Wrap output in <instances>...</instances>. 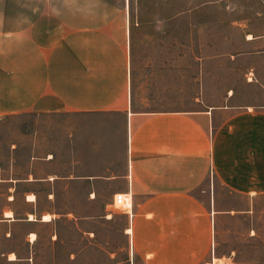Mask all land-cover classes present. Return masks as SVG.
I'll list each match as a JSON object with an SVG mask.
<instances>
[{"label": "crops", "instance_id": "obj_1", "mask_svg": "<svg viewBox=\"0 0 264 264\" xmlns=\"http://www.w3.org/2000/svg\"><path fill=\"white\" fill-rule=\"evenodd\" d=\"M106 3L116 11L90 21L56 16L38 0H0V116L119 113L123 127L116 167L106 154L99 171V140L109 137L87 130L74 135L84 142L71 163L51 150L30 155L23 176H1L0 166V257L42 264L39 252L61 251L60 264H97L99 253L109 262L124 251L125 264L235 263L240 249L225 243V222L251 219L264 194V102L137 108L143 26L130 20L127 0ZM211 173L247 205L217 208ZM116 193L129 209H111ZM85 204L103 207L75 206ZM117 215L122 244L114 247L97 223ZM254 235L250 227L246 236Z\"/></svg>", "mask_w": 264, "mask_h": 264}, {"label": "rangeland", "instance_id": "obj_2", "mask_svg": "<svg viewBox=\"0 0 264 264\" xmlns=\"http://www.w3.org/2000/svg\"><path fill=\"white\" fill-rule=\"evenodd\" d=\"M127 3L130 20L143 26L138 49L147 64L140 78L137 108L185 109L229 101L249 105L264 102V0H127ZM248 35L257 39L248 41ZM85 130L109 137L99 140L102 156L97 160L99 171L106 163V154L111 167L121 163L123 127L119 113L0 116L1 176L10 172L14 176L25 175L30 155L51 150L61 154L62 162L71 163L76 143L80 146L84 142L80 139L75 142L74 135ZM209 186L216 189L219 209H236L248 203L247 198L224 188L212 173ZM75 206L82 213L101 212L103 207ZM120 208L111 207L115 211ZM251 210V219L241 217L225 222L229 229L225 243L240 249L232 254L235 263L227 260L231 264H264V194L256 198ZM121 224L119 215L97 223L101 232L111 233L109 245L122 244ZM250 227L256 232L251 238L246 236ZM38 255L42 264L64 263L65 253L61 251ZM124 256L125 252L119 251L106 262V254L99 253L96 263L125 264L121 262ZM83 259L89 261L87 255ZM0 261L4 264L3 257Z\"/></svg>", "mask_w": 264, "mask_h": 264}, {"label": "clouds", "instance_id": "obj_3", "mask_svg": "<svg viewBox=\"0 0 264 264\" xmlns=\"http://www.w3.org/2000/svg\"><path fill=\"white\" fill-rule=\"evenodd\" d=\"M38 3L50 8L56 16L71 15L90 21L107 20L116 11L114 7L109 10L106 0H38Z\"/></svg>", "mask_w": 264, "mask_h": 264}, {"label": "built area", "instance_id": "obj_4", "mask_svg": "<svg viewBox=\"0 0 264 264\" xmlns=\"http://www.w3.org/2000/svg\"><path fill=\"white\" fill-rule=\"evenodd\" d=\"M113 204L115 206L121 207L122 209H129L131 207V203L126 197L124 193H116L113 197ZM216 258L211 259L210 264H213V260ZM232 262L229 261H222L220 264H231Z\"/></svg>", "mask_w": 264, "mask_h": 264}, {"label": "bare ground", "instance_id": "obj_5", "mask_svg": "<svg viewBox=\"0 0 264 264\" xmlns=\"http://www.w3.org/2000/svg\"><path fill=\"white\" fill-rule=\"evenodd\" d=\"M251 36L250 35H248V38H250ZM7 214H10L9 212H7ZM31 217V216H30ZM47 218H49V216L48 215H45L44 216V219H47ZM216 261V262H215ZM217 262H220L221 263V259H214L213 260V264H219V263H217Z\"/></svg>", "mask_w": 264, "mask_h": 264}]
</instances>
